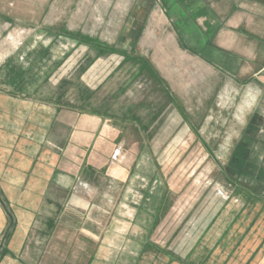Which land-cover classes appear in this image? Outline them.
<instances>
[{
    "label": "rangeland",
    "instance_id": "1",
    "mask_svg": "<svg viewBox=\"0 0 264 264\" xmlns=\"http://www.w3.org/2000/svg\"><path fill=\"white\" fill-rule=\"evenodd\" d=\"M159 8L155 0H0V75L41 101H85L87 144L124 137L120 156L97 157L98 172L114 169L115 185L126 172L161 183L167 200L155 239L185 250L233 205L235 185L257 178L264 127L251 111L227 162L219 157L236 123L226 105L237 84L182 48Z\"/></svg>",
    "mask_w": 264,
    "mask_h": 264
},
{
    "label": "crops",
    "instance_id": "2",
    "mask_svg": "<svg viewBox=\"0 0 264 264\" xmlns=\"http://www.w3.org/2000/svg\"><path fill=\"white\" fill-rule=\"evenodd\" d=\"M155 2L182 48L241 89H264V0ZM1 75L0 264H264L263 157L257 178L235 185L233 205L213 215L196 241L185 250L159 244L161 183L126 172L115 185L114 169L96 166L100 155H121L124 137L87 144L85 101H41L34 89L1 84ZM252 111L264 127V97ZM140 168L138 161L133 171Z\"/></svg>",
    "mask_w": 264,
    "mask_h": 264
},
{
    "label": "clouds",
    "instance_id": "3",
    "mask_svg": "<svg viewBox=\"0 0 264 264\" xmlns=\"http://www.w3.org/2000/svg\"><path fill=\"white\" fill-rule=\"evenodd\" d=\"M261 97H264V89L259 87L250 85L243 92L234 85L230 89L228 93L229 104L226 106L234 109L236 123L226 131L222 142L217 146V154L224 162H227L230 157L235 142L241 138L243 129L247 124V115L256 107Z\"/></svg>",
    "mask_w": 264,
    "mask_h": 264
}]
</instances>
